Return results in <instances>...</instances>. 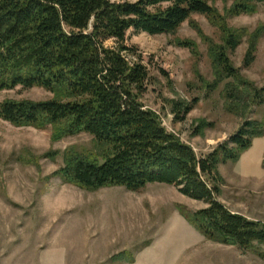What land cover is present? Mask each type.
<instances>
[{"label":"trees","instance_id":"obj_1","mask_svg":"<svg viewBox=\"0 0 264 264\" xmlns=\"http://www.w3.org/2000/svg\"><path fill=\"white\" fill-rule=\"evenodd\" d=\"M209 1L0 0V91L41 87L51 94L44 100H0V118L14 126L49 128L54 141L88 133L91 149L71 146L63 152V166L54 172L63 182L88 190L173 185L181 194L206 203L194 211L177 207L201 235L252 250L264 259V224L228 209L218 200L215 183L220 163L237 161L254 138L264 136V116L245 118L228 142L198 157L144 107L141 98L150 73L136 47L127 45L130 29L175 34L188 21L207 48L214 78L207 86L215 89L224 83L226 109L244 113L262 105L264 85L245 78L229 55L247 36L243 65L248 67L264 37V24L248 33L230 26L227 19L254 13L264 0H233L224 14ZM194 13L216 28L217 41L191 19ZM109 39L114 46L105 44ZM174 44L199 58L194 40L176 37ZM192 108L193 103L172 101L175 119L181 120Z\"/></svg>","mask_w":264,"mask_h":264},{"label":"rangeland","instance_id":"obj_2","mask_svg":"<svg viewBox=\"0 0 264 264\" xmlns=\"http://www.w3.org/2000/svg\"><path fill=\"white\" fill-rule=\"evenodd\" d=\"M209 2L224 14L233 0ZM191 19L218 40L216 28L204 15L194 13ZM227 21L251 33L264 24V2L254 13ZM126 37L150 73L141 98L144 107L154 111L165 129L198 157L228 142L245 118L264 116V103L244 113L228 111L222 96L224 83L215 89L207 86L214 79L207 48L188 21L175 34L130 29ZM176 37L194 40L199 58L175 45ZM105 44L115 43L109 39ZM247 48L244 36L230 59L245 78L261 87L264 37L253 62L245 67ZM50 97L41 87L0 91V100ZM172 101L193 103V108L178 120ZM71 146L91 149L92 136L82 132L54 141L49 128L14 126L0 118V264H264L252 250L208 240L195 230L177 207L194 211L206 203L181 194L173 185L148 183L136 191L122 186L88 190L63 182L54 172L63 166V152ZM215 183L217 198L228 209L264 224V136L254 138L237 161L220 163ZM121 252L126 253L124 258L111 260Z\"/></svg>","mask_w":264,"mask_h":264}]
</instances>
